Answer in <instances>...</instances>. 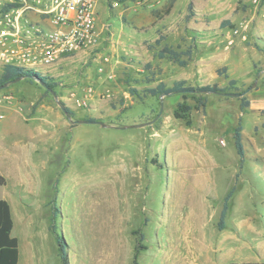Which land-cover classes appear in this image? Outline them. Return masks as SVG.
I'll return each instance as SVG.
<instances>
[{
	"label": "rangeland",
	"instance_id": "obj_1",
	"mask_svg": "<svg viewBox=\"0 0 264 264\" xmlns=\"http://www.w3.org/2000/svg\"><path fill=\"white\" fill-rule=\"evenodd\" d=\"M221 8L232 13L228 22L213 13ZM96 9V47L36 67L57 84L69 118L37 82L0 88V199L11 208L18 264H61L57 236L67 264H132L136 251L138 264L260 256L243 244L264 242V0H138L114 9L100 0ZM244 26L245 40L227 46ZM165 45L190 50L187 65L158 59ZM222 68L228 78L216 74ZM230 79L237 96L207 94L198 109L195 92L147 93L159 83L224 87Z\"/></svg>",
	"mask_w": 264,
	"mask_h": 264
},
{
	"label": "built area",
	"instance_id": "obj_2",
	"mask_svg": "<svg viewBox=\"0 0 264 264\" xmlns=\"http://www.w3.org/2000/svg\"><path fill=\"white\" fill-rule=\"evenodd\" d=\"M99 1L0 0V67L39 73L38 66L50 67L93 49L98 40L95 22ZM129 1L138 0H106L109 9ZM245 30L246 26L232 30L227 46L237 37L245 40Z\"/></svg>",
	"mask_w": 264,
	"mask_h": 264
},
{
	"label": "trees",
	"instance_id": "obj_3",
	"mask_svg": "<svg viewBox=\"0 0 264 264\" xmlns=\"http://www.w3.org/2000/svg\"><path fill=\"white\" fill-rule=\"evenodd\" d=\"M192 4L190 3L188 8L190 9ZM159 38L155 41L158 45L160 42ZM184 55L187 57L186 60H180V56ZM156 57L158 59H168L172 62L177 63L179 66L184 67L187 65L188 60L191 57V51L186 50L184 52H178L172 49L170 46H163L157 53ZM226 69H218L216 74L218 76L223 75L225 78H228V75H225ZM20 78V80L27 79L32 83H36L35 79L39 80L44 89L45 94H49V90L55 91L57 84L54 82L53 78L48 76L39 74L37 72H33L30 70H25L22 68H16L13 66H4L1 68L0 72V87L4 84H9L11 81ZM236 80L230 79L228 81V85L221 87L217 84H206L202 86H188L184 80L175 81L171 87H166L164 84L159 83L155 87L147 90V93L151 96H164V95H172V94H188V93H198L200 96L197 99L196 109L205 107V98L203 96L207 94H216V95H225L229 94L231 88H235ZM249 106L248 100L245 98H241L240 100V109L244 110ZM65 110L71 114V112L65 108ZM90 121H93L90 119ZM242 128L240 124H238L232 134L234 147L236 149V153L240 160L242 161L244 156V149L242 145ZM5 184V179L0 175V186ZM235 187L233 186L229 192L226 194L224 198V202L222 205V209L219 215L218 229H222L224 226L225 217L228 210V201L232 196ZM13 218L11 214V209L8 202L4 199H0V264H18L19 258V248H18V239L12 236L13 230ZM56 241L58 244V255L60 258L61 264H67L66 262V253L64 251V247L61 242L60 237H56ZM132 264L137 263V251L133 256ZM229 264H237V263H229ZM241 264H264V263H241Z\"/></svg>",
	"mask_w": 264,
	"mask_h": 264
},
{
	"label": "crops",
	"instance_id": "obj_4",
	"mask_svg": "<svg viewBox=\"0 0 264 264\" xmlns=\"http://www.w3.org/2000/svg\"><path fill=\"white\" fill-rule=\"evenodd\" d=\"M227 9L226 8H221V10H218L216 12H213L214 14L216 15H219L220 17V21L221 22H228V20L230 19V17L232 16V13L230 12H226ZM199 68L201 69V67H204V64L203 63H199ZM199 69V70H200ZM5 200V199H4ZM11 209V208H10ZM12 214V213H11ZM14 223V222H13ZM14 227V225H13ZM19 243V242H18ZM244 247L246 250H250V249H257L259 251H261L260 253V256H256L254 258H246V259H239L241 261L239 262H225V264H229V263H237V264H241V263H264V242L260 243L259 246L257 247H253L251 246L249 243L245 242L244 244ZM208 248V243L206 245L204 244H200V250H203V249H207ZM19 259H20V254H19ZM205 262H212L210 260H206ZM220 262V261H219ZM19 264H22V262H20ZM199 264H206V263H199ZM219 264H222V263H219ZM224 264V263H223Z\"/></svg>",
	"mask_w": 264,
	"mask_h": 264
},
{
	"label": "water",
	"instance_id": "obj_5",
	"mask_svg": "<svg viewBox=\"0 0 264 264\" xmlns=\"http://www.w3.org/2000/svg\"><path fill=\"white\" fill-rule=\"evenodd\" d=\"M19 80H20V78L15 79V80L11 81L10 83H15V82H17V81H19ZM35 81H36L39 85L43 86L42 83H41L39 80L35 79ZM6 85H7V84H4V85H2L0 88H4V87H6ZM49 92L52 94L53 98H54L55 101L57 102V98H56L55 93H54L53 91H51V90H49ZM225 95H227V96H237V95H235V94H225ZM57 104L60 106V108H61V110L64 112V114L69 118V115L67 114V112H66V110L64 109V107L61 106L58 102H57ZM88 123H91V122H88Z\"/></svg>",
	"mask_w": 264,
	"mask_h": 264
}]
</instances>
